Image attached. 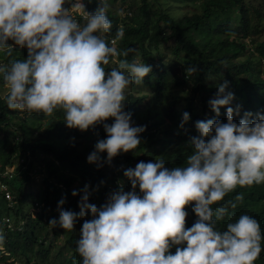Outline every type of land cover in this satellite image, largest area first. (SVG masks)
Masks as SVG:
<instances>
[{
  "label": "clouds",
  "instance_id": "clouds-1",
  "mask_svg": "<svg viewBox=\"0 0 264 264\" xmlns=\"http://www.w3.org/2000/svg\"><path fill=\"white\" fill-rule=\"evenodd\" d=\"M96 4L88 11L85 0H0V54L9 58L0 63V78L9 109L46 116L62 111L65 125L81 132L102 124L107 136L87 157L102 166L141 145L146 126H133L125 109L130 87L142 84L152 67L136 49L115 46L124 38L122 27L108 40L110 6L108 0ZM17 46L27 50L26 58L13 57ZM197 71L186 68L190 75ZM217 88L208 104L217 117L226 108V122L196 121L199 135L186 142L192 151L182 166L168 168L163 157L140 161L124 171L131 190L121 184L99 207L89 203L88 185L79 213L65 210L64 198L58 202L59 219L49 220L54 227L72 231L77 219L91 216L76 241L82 264H255L264 251L260 222L248 214L229 219L225 229L218 222L243 203V193L226 200L230 193L264 184V106L236 122L241 106H231L229 82ZM110 118L114 122L106 123ZM189 119L184 112L180 127ZM189 207L197 217L191 227ZM5 240L0 231V246Z\"/></svg>",
  "mask_w": 264,
  "mask_h": 264
},
{
  "label": "trees",
  "instance_id": "trees-1",
  "mask_svg": "<svg viewBox=\"0 0 264 264\" xmlns=\"http://www.w3.org/2000/svg\"><path fill=\"white\" fill-rule=\"evenodd\" d=\"M97 2L85 0L87 10L94 11ZM183 4L193 8L191 13L182 12ZM262 8L259 5L250 11L244 0H138L127 3L124 14L109 8L113 27L108 40H114L122 27L124 38L116 40L115 46L121 51L136 49L141 62L152 67L142 84L130 87L125 109L132 114L133 126H146L140 134L142 143L135 151L113 158L111 164L98 166L87 161L98 140L107 136L102 124L81 132L65 125L62 111L52 116L32 112V117H25L23 112L7 107V93L0 95V174L16 164L7 181L15 205L8 208L0 195V218L10 215L15 226L24 220L22 232L6 235V250L14 260L19 259L12 264H82L74 229L49 224V220L59 219L58 202L64 198L63 208L79 213L81 190L88 185L89 203L99 207L121 184L125 191L131 190L124 171L135 168L140 161L163 157L168 168L182 166L192 151L186 142L199 135L196 121L226 122V108L222 107L217 117L208 104L224 80L235 96L231 106H241L240 116H234L236 122L244 112L264 106V40H258V21L252 24L250 18V12L260 18ZM26 53L17 46L13 57L22 59ZM133 55L127 58L131 60ZM8 59L0 54V63ZM189 65H196V74L186 73ZM184 112L190 119L181 128ZM113 122L111 118L106 121ZM100 155L106 160V152ZM34 172L41 174L36 187ZM74 190L78 195L72 196ZM240 193L244 195L243 203L236 209L229 208L230 217L218 222V227L225 229L229 219L248 214L260 222L264 233V184L238 187L225 199L233 200ZM41 203L38 217L32 219L28 211ZM187 211V227H191L197 217L191 207ZM84 219H91L90 214L77 219L75 225ZM55 240L58 246L53 254ZM5 258L0 257V264H7ZM255 264H264V251Z\"/></svg>",
  "mask_w": 264,
  "mask_h": 264
},
{
  "label": "rangeland",
  "instance_id": "rangeland-1",
  "mask_svg": "<svg viewBox=\"0 0 264 264\" xmlns=\"http://www.w3.org/2000/svg\"><path fill=\"white\" fill-rule=\"evenodd\" d=\"M138 0H108V3H109V8H111V9H113V10H116V11H118V12H121V13H125V12H123V8H124V6L127 4V3H131V2H133V3H136ZM245 1V3H246V5L249 7V8H251V10L250 11H252V8H257L259 5L261 6V5H263V8H262V10H261V17L259 18V17H257L253 12H250V18H251V22H252V24H254V22L256 23L257 21H258V25H259V27H260V30H261V32H260V34L259 35H257L258 36V40H264V0H244ZM181 8H182V12L183 13H191V11L193 10V8H190V6L189 5H186V4H183V6H181ZM257 18H259V19H257ZM245 41H247V42H249V39H246ZM26 56H27V53L26 54H22V57L23 58H26ZM193 76H191L190 77V79L192 78ZM7 93V89L6 88H4L3 87V85H0V95H5ZM189 94H191V93H189ZM161 114V113H160ZM22 115L23 116H25V117H32V115H33V113L31 112V113H29V112H23L22 113ZM15 166H16V164H13V165H10V166H7V168H6V170L2 173L3 175L2 176H5L7 173H12V172H14V170H15ZM33 176L35 177V179H36V181L34 182L35 183V185H33L34 187H36V186H38V184H39V182L38 181H40V177H41V174L40 173H33ZM9 177V175H7V178ZM3 181H6L5 179H3L2 180V182ZM6 189H8L7 187H6ZM37 211V210H36ZM32 216L33 217H35L36 216V214L33 212L32 213ZM82 224L83 223H77L76 225H75V228H74V232L76 233V235H77V237L78 238H80V229H81V227H82ZM24 228V227H23ZM23 228L20 230V231H18V232H22L23 231ZM61 234V233H60ZM58 237H59V241H62L63 240V234H61V235H58ZM57 243H58V241L57 240H55V243L53 244V246L51 247V249L53 250L52 251V253L54 254L55 252H56V250H57ZM0 249H1V251H2V253H0V257H6L5 258V262L7 263V264H12V263H17V262H19V259L17 260V262H16V260H14V257L10 254V252L9 251H7L6 249H2V247L0 246ZM38 264H40V263H38Z\"/></svg>",
  "mask_w": 264,
  "mask_h": 264
},
{
  "label": "built area",
  "instance_id": "built-area-1",
  "mask_svg": "<svg viewBox=\"0 0 264 264\" xmlns=\"http://www.w3.org/2000/svg\"><path fill=\"white\" fill-rule=\"evenodd\" d=\"M2 173L0 174V176L2 177V179H0V195L7 202V207L11 208L15 204H14V201L12 200V195H11L10 188H9L7 181L11 178L13 172L7 173L5 176H2L3 175ZM7 175H9L8 178H7ZM3 179H5L6 181L2 182ZM6 187L8 189H6ZM42 207H43V203L35 205L34 207L30 208V210L28 211L30 213V217L32 219H36V217H38V213L41 211ZM33 212L36 214L35 217L32 216ZM23 222H24V220L21 222V224L15 226V223L12 221L10 215L1 216V218H0V231H2L6 237V235L9 232L20 231L23 228V226H21V225H23ZM1 247H2V249L3 248L6 249L5 243ZM0 253H2L1 249H0ZM24 264H33V263H24Z\"/></svg>",
  "mask_w": 264,
  "mask_h": 264
}]
</instances>
